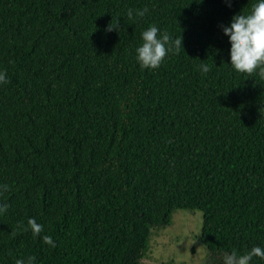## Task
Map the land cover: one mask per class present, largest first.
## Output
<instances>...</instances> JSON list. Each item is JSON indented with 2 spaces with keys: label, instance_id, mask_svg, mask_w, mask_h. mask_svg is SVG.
Segmentation results:
<instances>
[{
  "label": "trees",
  "instance_id": "16d2710c",
  "mask_svg": "<svg viewBox=\"0 0 264 264\" xmlns=\"http://www.w3.org/2000/svg\"><path fill=\"white\" fill-rule=\"evenodd\" d=\"M254 3L0 0V264H140L175 209L202 212L207 264L264 248V75L221 28ZM151 25L182 47L146 69Z\"/></svg>",
  "mask_w": 264,
  "mask_h": 264
},
{
  "label": "clouds",
  "instance_id": "9594fccd",
  "mask_svg": "<svg viewBox=\"0 0 264 264\" xmlns=\"http://www.w3.org/2000/svg\"><path fill=\"white\" fill-rule=\"evenodd\" d=\"M147 9L137 11V15L143 16ZM131 9L128 10V16H132ZM119 20L115 24H109L108 30H118ZM222 32L228 38L229 64L237 72L253 73L260 69L264 75V0H255L252 10L248 14L240 12L234 14L227 25H222ZM143 41L136 48V60L143 68H157L164 60L166 55L173 49L182 47L181 36L179 39H173L166 32L156 25H151L141 33ZM201 71L207 73L210 69L208 65L202 64ZM7 83V74L0 71V84ZM5 186H0V191L6 190ZM8 205L0 203V214L7 211ZM33 236H40L43 231V225L38 223L34 217L27 220ZM44 243L54 247L55 242L49 235L42 237ZM253 257L264 259V248L253 246L250 251L238 254L236 251L230 252L224 258V264H251ZM15 264H35V257L28 256L27 259L18 258Z\"/></svg>",
  "mask_w": 264,
  "mask_h": 264
},
{
  "label": "rangeland",
  "instance_id": "374dc122",
  "mask_svg": "<svg viewBox=\"0 0 264 264\" xmlns=\"http://www.w3.org/2000/svg\"><path fill=\"white\" fill-rule=\"evenodd\" d=\"M202 217L200 210H173L169 224L152 228L140 264H207L209 251L200 240Z\"/></svg>",
  "mask_w": 264,
  "mask_h": 264
}]
</instances>
